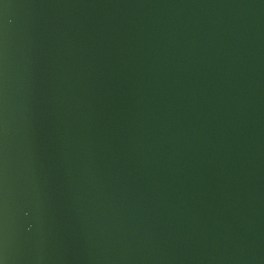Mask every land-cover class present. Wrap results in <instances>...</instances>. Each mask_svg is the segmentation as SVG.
Listing matches in <instances>:
<instances>
[{
	"label": "water",
	"instance_id": "1",
	"mask_svg": "<svg viewBox=\"0 0 264 264\" xmlns=\"http://www.w3.org/2000/svg\"><path fill=\"white\" fill-rule=\"evenodd\" d=\"M0 264H264V0H0Z\"/></svg>",
	"mask_w": 264,
	"mask_h": 264
}]
</instances>
